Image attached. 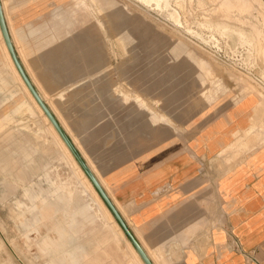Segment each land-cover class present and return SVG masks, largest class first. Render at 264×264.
<instances>
[{
  "label": "rangeland",
  "instance_id": "rangeland-1",
  "mask_svg": "<svg viewBox=\"0 0 264 264\" xmlns=\"http://www.w3.org/2000/svg\"><path fill=\"white\" fill-rule=\"evenodd\" d=\"M3 1L29 74L78 144L83 128L82 137L91 136L99 118L111 122L108 137L124 138L130 116L126 141L149 146L185 133L190 118L244 98L256 116L233 144L255 134L264 143V0H57L62 4L34 7ZM22 11L28 13L21 24ZM30 23L27 55L21 46ZM6 65L3 58L0 264H67L60 254L78 247L95 257L89 264H130L127 243ZM41 72L53 78L45 87ZM111 94L131 110L116 117ZM97 103L103 111L92 110ZM58 238L64 245L51 247L47 240Z\"/></svg>",
  "mask_w": 264,
  "mask_h": 264
},
{
  "label": "crops",
  "instance_id": "crops-1",
  "mask_svg": "<svg viewBox=\"0 0 264 264\" xmlns=\"http://www.w3.org/2000/svg\"><path fill=\"white\" fill-rule=\"evenodd\" d=\"M56 1L11 0L7 5L62 4ZM3 58L0 48V67ZM1 74L2 69V80ZM40 77L43 86L53 80L44 72ZM111 96L115 103L109 109L116 117L131 110ZM104 108L100 103L92 106L97 112ZM255 114L252 100L244 98L190 118L183 124L185 133L166 140L164 128H156L162 136L159 141L137 147L126 141L130 139L126 137L130 116L124 117V138L108 137L111 122L99 118L91 136L82 137L87 133V127L83 128L80 144L58 120L87 164H92L89 167L154 264H264V143L255 134L241 146L233 144L235 135L252 125ZM109 144L113 146L107 147ZM230 145L235 149L225 153ZM116 230L127 243L130 264H140L127 237ZM64 239L47 241L51 247L61 248ZM60 255L67 264L95 262L84 247Z\"/></svg>",
  "mask_w": 264,
  "mask_h": 264
},
{
  "label": "water",
  "instance_id": "water-1",
  "mask_svg": "<svg viewBox=\"0 0 264 264\" xmlns=\"http://www.w3.org/2000/svg\"><path fill=\"white\" fill-rule=\"evenodd\" d=\"M0 29H1L5 44L7 45V48H8V50L11 54V57L13 59V62L15 64L19 74L21 75L22 79L24 80L25 84L29 88L31 94L33 95L35 100L38 102L40 107L43 109L44 113L47 115V117L49 118V120L51 121L53 126L55 127L56 131L58 132L60 137L63 139V141L65 142V144L67 145V147L69 148V150L71 151L74 158L79 163V165L81 166V168L83 169L85 174L88 176V178L92 182L93 186L98 191L99 195L101 196V198L103 199V201L105 202V204L107 205V207L109 208L111 213L113 214L114 218L119 223V225L121 226V228L125 232L126 236L129 238V240L131 241V243L133 244V246L135 247V249L137 250V252L141 256V258L143 259L145 264H154L151 261V259L149 258L148 254L143 249V247L141 246V244L139 243V241L137 240V238L135 237V235L133 234V232L128 227L125 220L122 218V216L120 215V213L116 209L115 205L113 204V202L110 199V197L108 196L107 192L105 191V189L103 188V186L99 182L98 178L95 176V174L93 173V171L91 170V168L89 167L87 162L84 160V158L82 157V155L78 151L77 147L75 146V144L73 143V141L71 140V138L69 137L67 132L64 130V128L60 124L57 117L51 111L49 106L45 103V101L41 97L40 93L37 91L35 85L31 81L29 75L27 74V71L25 70V67L23 66V64L19 58V55L17 54V51H16L15 46L13 44V41L11 39V35L9 32V28L7 25V21L5 18V14H4V10H3L1 0H0Z\"/></svg>",
  "mask_w": 264,
  "mask_h": 264
},
{
  "label": "bare ground",
  "instance_id": "bare-ground-1",
  "mask_svg": "<svg viewBox=\"0 0 264 264\" xmlns=\"http://www.w3.org/2000/svg\"><path fill=\"white\" fill-rule=\"evenodd\" d=\"M2 6H3V10H4V14H5V18H6V21H8V14H7V7L5 5V2L3 1L2 2ZM24 12L22 11V14ZM19 14V13H18ZM17 19L18 21L21 23L23 20L19 15H17ZM22 24V23H21ZM8 25V28H9V24L7 23ZM28 27L31 28V23L30 24H27ZM24 27V26H23ZM33 31H30V35H28L27 37H25V39H23V44L21 46V48L26 52V54L28 55V51H30V48H32L33 45H31V42L29 41V37H31L33 35L32 32L35 31V29L31 28ZM10 32V30H9ZM12 33H10L11 35ZM11 39L13 41V44L14 46L16 45L15 44V41H14V38L13 36H11ZM39 44H42V42H39ZM37 45V44H36ZM34 45V46H36ZM0 47L2 49V52H3V55H4V58L8 65V68L9 70H11V72L14 74L16 80L18 81V83L21 85L22 89L24 90V92L26 93V95L28 96L31 104L34 106V108L37 110V112L42 116L44 122L47 124L48 126V131L49 133L52 135V137L54 138V140L57 142V144L60 146V148L62 149V151L64 152L66 158L68 159V161L72 164V166L78 171V173L83 177V180H85L86 182V185L87 187L90 189L92 195L94 196V199L97 200L101 206L105 209L107 215L109 216V218L114 222V224L117 226L119 232L126 236L125 232L123 231V229L121 228V226L119 225V223L116 221V219L114 218L113 214L111 213V211L109 210V208L107 207V205L105 204V202L103 201V199L101 198V196L99 195L98 191L95 189V187L93 186L92 182L90 181V179L88 178V176L85 174V172L83 171V169L81 168V166L79 165V163L76 161V159L74 158L73 154L71 153V151L69 150V148L67 147V145L65 144V142L63 141V139L60 137V135L58 134V132L56 131L55 127L53 126V124L51 123V121L49 120V118L47 117V115L44 113L43 109L40 107V105L38 104V102L35 100V98L33 97V95L31 94L29 88L27 87V85L25 84L24 80L22 79L21 75L19 74L14 62H13V59L11 57V54L7 48V45L5 44V41L3 39V35H2V32H1V29H0ZM15 49L17 51V54L19 55V58L23 64V66L25 67V70L27 71V74L29 75L31 81L33 82V84L35 85L37 91L40 93L41 97L43 98V100L45 101V103L49 106V104L47 103L46 101V92L44 90V88L41 90L38 83H37V80L33 79L31 77V75L29 74L28 70H27V67L28 65L26 66L25 65V62L23 61V59L21 58V50H19V47H16L15 46ZM26 61V60H25ZM29 68V67H28ZM30 69V68H29ZM32 73V72H31ZM39 83L42 84V82L39 80ZM41 86V85H40ZM45 87V86H44ZM44 90V91H43ZM49 108L51 109V111L54 113V110L52 109L51 106H49ZM58 116V115H57ZM58 119V118H57ZM62 123V122H61ZM75 143V142H74ZM88 164L90 165V167H92V164H90L88 162ZM93 169V168H92ZM83 184V183H82ZM87 188V189H88ZM127 237V236H126ZM128 239V243H129V246L130 248L132 249L135 257L138 259V261L140 262V264H145V262L143 261V259L141 258V256L139 255V253L137 252V250L135 249V247L133 246V244L131 243V241L129 240V238L127 237ZM130 241V242H129ZM132 257V256H131Z\"/></svg>",
  "mask_w": 264,
  "mask_h": 264
}]
</instances>
